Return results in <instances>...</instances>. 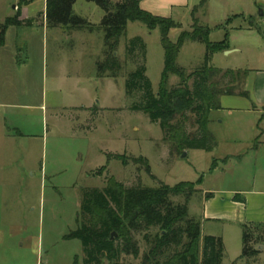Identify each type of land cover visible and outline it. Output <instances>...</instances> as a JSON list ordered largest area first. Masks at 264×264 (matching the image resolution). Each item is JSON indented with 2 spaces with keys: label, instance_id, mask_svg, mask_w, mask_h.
I'll use <instances>...</instances> for the list:
<instances>
[{
  "label": "rangeland",
  "instance_id": "374dc122",
  "mask_svg": "<svg viewBox=\"0 0 264 264\" xmlns=\"http://www.w3.org/2000/svg\"><path fill=\"white\" fill-rule=\"evenodd\" d=\"M109 1L116 3L118 0ZM254 1L257 5V16L253 17L256 28L243 17H233L239 11L237 9L243 7L241 3L244 0H190L192 11L175 10V17L171 19L178 26L168 30V39L176 43L181 32L193 30V24L207 27L210 42L225 40L228 50L238 48L227 54L225 51L213 52L210 66L218 69L261 66L264 21L263 16H258V8L264 7V1L253 0V4ZM2 2L0 0V10L5 8ZM79 2L85 3L80 6ZM79 2L74 4L73 9L76 14L82 11L86 15L85 20L88 19L91 29L87 25L83 30L70 34L68 31L71 29L63 25L49 23L47 27H42L40 16L32 25H10L12 27L7 33L0 61V86L6 88L11 102L25 105L21 112L27 116V121L21 124L26 159L22 160V173L16 180L12 175V183L8 187L13 204V260L26 264H74V261L82 264L81 242L65 238L77 227L82 188H101L110 176L125 186L157 187L161 183L173 186L180 181L196 182L200 179L197 187H218L228 183L226 164H229V159L224 158L233 149L243 148L229 141L239 129L230 128L229 123L237 124L240 119L239 122L245 121L247 114L242 117L244 113L240 112L231 116L220 113L218 116L213 110L208 128L215 141L213 147L209 150L186 148L179 152L170 141L163 139L157 123L151 122L140 111L130 110L132 98L125 94L124 83L126 74L134 65L124 57L125 41L136 36L143 40L145 74L153 91L157 92L164 66L161 31L159 27L150 29L139 21L128 22L116 51L121 69L116 77H110L106 72L101 74L98 64L105 59L104 33L99 27L100 15L97 14L101 13V9L94 2ZM14 3L12 1L10 5ZM32 6L39 9L40 0H35ZM205 53L203 43L185 41L179 49L176 63L185 74H189L203 64ZM230 80L229 77L221 78L219 73L211 77L212 83L219 89L228 86ZM178 82L179 77L171 74L167 87L172 88ZM188 83L191 84V80ZM225 98H239L245 102L244 98L235 95ZM93 102H98L105 109L93 111L90 119L71 108ZM187 116L185 129L193 132L196 129L194 115L187 113ZM221 118L223 122H219ZM231 118L237 119L232 121ZM245 126L242 123L243 128L238 133L248 134ZM14 131L12 134H15ZM110 153L120 155L127 164L123 165L120 159L108 158ZM140 156L147 159L148 169L144 164L137 163L136 158ZM12 163V168L19 167L14 159ZM101 166H106V170H102ZM215 167L219 171L225 168V174L218 173V170L213 172ZM200 192L198 189L188 202L189 215H195L198 210ZM172 200L184 202L182 196H174ZM15 204H20L22 210L20 222L15 219ZM208 228L207 224H202L200 230L203 233ZM20 234L22 239L18 241L16 237ZM134 238L141 253L146 248L142 234H136ZM241 241L240 235V253ZM21 243L19 251H16ZM233 244L227 236L228 252H224L222 264H264V252L254 260L233 259ZM119 261L122 264H139L140 258L122 254ZM103 264L110 263L104 261Z\"/></svg>",
  "mask_w": 264,
  "mask_h": 264
},
{
  "label": "trees",
  "instance_id": "16d2710c",
  "mask_svg": "<svg viewBox=\"0 0 264 264\" xmlns=\"http://www.w3.org/2000/svg\"><path fill=\"white\" fill-rule=\"evenodd\" d=\"M75 1L46 0L48 23L67 26L71 30H81L87 25L90 28V23L73 13L72 5ZM86 1L96 3L103 11L99 23L105 41V59L98 64L101 74L106 72L108 76L116 77L121 69L116 51L120 38L126 33L128 22L139 21L150 29L159 27L164 66L157 92L153 91L145 74L143 40L136 36L125 41L124 57L134 65L126 74L124 83L125 94L132 98L129 109L140 111L151 122L157 123L163 139L170 141L179 152L186 148L211 149L215 141L207 124L210 110L216 107L215 97L220 92H232L240 80L237 72L209 65L213 52L227 48L225 40L210 42L207 37L208 28L193 24V30L181 32L177 42L172 43L167 33L178 23L169 17L153 15L142 9L138 0H118L116 3L109 0ZM250 23L253 25L252 21ZM21 24L18 15L0 24V47L4 42L6 28ZM24 24L30 25L31 22L26 21ZM185 41H198L206 48L203 64L189 74H185L176 63L179 49ZM215 73L221 74V78L229 77V85L224 89L217 88L211 81ZM171 74H176L179 82L168 88L167 79ZM187 113L194 115L192 117L196 129L193 132L187 131L184 126ZM173 120L177 122L173 123ZM107 156L120 159L123 165L127 164L118 154L110 153ZM136 159L137 163L149 168L146 158L140 156ZM100 168L106 170V166ZM199 181H180L173 186L164 183L157 187L139 184L125 186L110 176L101 188L81 189L77 227L66 234L65 238L81 242L82 264H103L104 261L122 264L119 261L122 254L139 257V264H222L225 252L222 238L201 236L199 222L188 214V201L198 191L196 186ZM174 196H182L184 202H174ZM153 229L157 231L152 232ZM112 232L116 236L110 240ZM241 232L242 251L236 260H254L260 252L258 246H263L264 250V223H242ZM136 234H142L146 244L141 253L138 241L134 238ZM74 264L77 263L74 261Z\"/></svg>",
  "mask_w": 264,
  "mask_h": 264
},
{
  "label": "crops",
  "instance_id": "0c3cea01",
  "mask_svg": "<svg viewBox=\"0 0 264 264\" xmlns=\"http://www.w3.org/2000/svg\"><path fill=\"white\" fill-rule=\"evenodd\" d=\"M12 1H15L13 5H10ZM35 0H3L5 8L0 10V24H2L7 18L18 15V19L25 25L26 21L35 23L37 16H40V25L47 27L49 24L46 19V0H40V8H34L32 6ZM86 0H76L72 5V11L76 16L83 19L87 18L82 11L76 14L73 6L76 2ZM253 0H244L241 3L243 7H239V11L233 15H238L249 21H252L254 27L253 17L257 16V5ZM264 1V0H263ZM80 6H83L85 2H79ZM89 3V1H86ZM190 0H140L139 6L152 13L153 15L162 17H175V10L187 9L190 10ZM263 12H264V7ZM192 11V9L190 10ZM99 21L103 16V11L97 12ZM247 16V17H245ZM262 17V16H260ZM98 21V22H99ZM264 21V13L263 19ZM88 22V19H87ZM92 23V22H91ZM12 26H8L4 33V42L0 47V61L2 60V52L6 46L7 33ZM33 28V27H30ZM83 30V29H82ZM80 30H69L70 34L77 33ZM261 49H264V43ZM238 48L228 50L226 48V54L232 51H236ZM262 63L261 66L248 65L245 68H227L234 72H237L240 76V80L234 86L232 92H220L215 97L216 107L212 108L208 115V124L211 122L210 113L215 110L217 115L220 113H226V116L233 115L234 113H244L242 117L248 116L247 120H237L236 123L230 122L229 126L234 127V130L243 128L248 129V134L243 135L235 132L236 135L231 136L229 141L243 146L242 149H233L231 154L226 155L229 159V164H226L228 170L225 168L219 171L218 168H214L215 173L227 174V184H220L218 187H210L208 189H200V196L198 199V210L195 215H189L197 220L200 224H207L209 226L207 231H204L202 235H214L220 236L224 243V249L227 251V236L233 240L235 245L231 246L232 258H238L240 255V247H238V239L241 235V224L245 222L264 223V57H260ZM226 70V69H222ZM232 85V84H230ZM8 92L4 86H0V264H26L21 260H13L12 247V215L13 204L11 201L9 188L12 183V175L20 176L22 160L26 159V145H22V139L25 136L21 130L22 122L27 121L25 112H21V109L25 105L21 103H13L9 100ZM89 95V92H88ZM87 95V96H88ZM228 95H235V97H241L245 99V102L238 100L239 98L229 100ZM240 98V99H241ZM229 103H226V101ZM75 112H82L88 119L91 118L92 112H100L105 108L101 107L97 102H93L89 105L80 104L79 106L71 107ZM219 113V114H218ZM237 118H231L234 121ZM224 119H220L219 122H223ZM247 122V123H246ZM14 131L15 134H12ZM19 164V167L13 166V161ZM218 175V174H217ZM20 178V177H19ZM225 176L222 182H224ZM192 197H190L189 201ZM16 203V202H15ZM18 203V202H17ZM20 203V202H19ZM15 219L21 221L22 210L20 204H15ZM19 212V217L17 216ZM189 213V212H188ZM22 229V226L20 225ZM21 234L16 237V240H21ZM242 243V241H241ZM17 246L16 251H19ZM261 246V245H260ZM258 246L260 252L257 256L262 255L264 252L263 246ZM18 253V252H16ZM78 262V260H77Z\"/></svg>",
  "mask_w": 264,
  "mask_h": 264
},
{
  "label": "water",
  "instance_id": "95a60500",
  "mask_svg": "<svg viewBox=\"0 0 264 264\" xmlns=\"http://www.w3.org/2000/svg\"><path fill=\"white\" fill-rule=\"evenodd\" d=\"M263 8H258V16H263ZM115 236H116V233L115 232H112L111 233V235H110V237H109V239L110 240H113L114 238H115ZM260 248H261V246H260Z\"/></svg>",
  "mask_w": 264,
  "mask_h": 264
}]
</instances>
